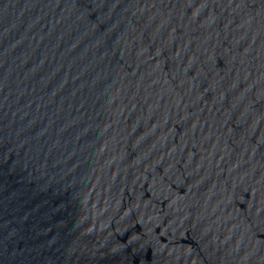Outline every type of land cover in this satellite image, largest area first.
<instances>
[{
	"label": "water",
	"instance_id": "95a60500",
	"mask_svg": "<svg viewBox=\"0 0 264 264\" xmlns=\"http://www.w3.org/2000/svg\"><path fill=\"white\" fill-rule=\"evenodd\" d=\"M0 264H264V0H0Z\"/></svg>",
	"mask_w": 264,
	"mask_h": 264
}]
</instances>
